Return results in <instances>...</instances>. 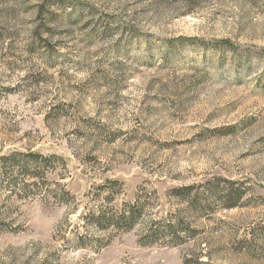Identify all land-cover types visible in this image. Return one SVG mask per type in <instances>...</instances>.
Returning <instances> with one entry per match:
<instances>
[{"label":"rangeland","instance_id":"rangeland-1","mask_svg":"<svg viewBox=\"0 0 264 264\" xmlns=\"http://www.w3.org/2000/svg\"><path fill=\"white\" fill-rule=\"evenodd\" d=\"M17 152L53 157L0 172V264H264V0H0ZM112 199L146 217L86 227Z\"/></svg>","mask_w":264,"mask_h":264},{"label":"trees","instance_id":"trees-1","mask_svg":"<svg viewBox=\"0 0 264 264\" xmlns=\"http://www.w3.org/2000/svg\"><path fill=\"white\" fill-rule=\"evenodd\" d=\"M53 156H43L42 154L30 153L24 154L21 152L12 153L6 156H2L0 161V172L1 174L8 175V170L13 171V169H22L28 167L29 164L38 166V159L52 160ZM27 158H34L36 160H29ZM60 160L67 166L66 161L60 157ZM50 163V161H49ZM118 180L110 181L109 184L117 185ZM24 186H29L28 183ZM187 194L190 193L191 188L187 187ZM67 195H70L69 191H66ZM114 199L110 201L107 205L96 204L95 207L89 209L88 212L83 216L84 224L86 227L91 225L100 230H106L110 228L127 230L135 227L136 225L142 223L144 217H146V202L136 199L134 202L123 204L117 207L113 204ZM173 221H165L164 224L152 219L147 223L146 229L154 235L161 230L167 229L171 231L176 229L177 225L172 223ZM162 224V225H161ZM89 225V226H88ZM150 235V234H149Z\"/></svg>","mask_w":264,"mask_h":264}]
</instances>
